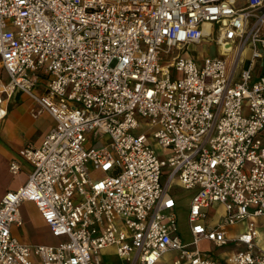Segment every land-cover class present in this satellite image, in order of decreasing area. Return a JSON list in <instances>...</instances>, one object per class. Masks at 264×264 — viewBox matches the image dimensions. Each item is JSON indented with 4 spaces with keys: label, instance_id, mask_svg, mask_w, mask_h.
Instances as JSON below:
<instances>
[{
    "label": "built area",
    "instance_id": "2783aa9c",
    "mask_svg": "<svg viewBox=\"0 0 264 264\" xmlns=\"http://www.w3.org/2000/svg\"><path fill=\"white\" fill-rule=\"evenodd\" d=\"M212 37L219 54L200 65L183 55ZM0 59L8 94L24 92L55 120L39 145L18 150L32 169L0 198V264H102L107 248L120 264H223L202 239L244 244L232 264H264L252 251V222L231 239L225 233L264 215V66L254 74L264 64V0H0ZM89 135L107 141L95 147ZM9 170H19L16 159ZM174 185L193 190L187 241ZM26 200L57 244L12 234ZM214 203L225 214L211 226L205 208Z\"/></svg>",
    "mask_w": 264,
    "mask_h": 264
},
{
    "label": "crops",
    "instance_id": "0c3cea01",
    "mask_svg": "<svg viewBox=\"0 0 264 264\" xmlns=\"http://www.w3.org/2000/svg\"><path fill=\"white\" fill-rule=\"evenodd\" d=\"M236 4H244V0H236ZM206 40V39H204ZM212 40H215L212 37ZM249 62V52L244 54L240 62V67H245ZM264 66L260 61L255 62L254 74ZM41 79V78H40ZM43 80L41 79L35 90L42 92L44 90ZM9 76L1 66L0 59V88L2 99L6 100L7 113L0 119V198L8 190H14L23 185L30 173L32 166L18 155V150L24 145L30 143L39 145L46 134L54 127L55 120L47 111H38L36 103L27 94L20 90H15L8 94L5 90L8 87ZM16 159L19 164V170L11 173L9 162ZM32 209L34 214L27 215V209ZM206 217L204 222L208 225H215L221 221L225 214V208L222 203H214L205 208ZM22 223L12 226V234L22 243L25 244H47L55 245L59 242L60 237L54 236L48 225L43 220L36 205L29 200L23 201L20 206ZM252 222L256 228V234L253 238L252 251L254 253H264V215L253 216L236 222L225 229L226 237L231 239L238 234L247 230L249 223ZM34 223V224H33ZM44 228L43 236H35L33 228ZM203 242L204 247L200 245ZM202 250L210 252L218 258L223 264H232L230 258L235 251L244 247V244L238 242H229L224 245H215L212 241L202 239L199 242ZM108 250V255L115 256L108 264H120L121 261L114 254L112 248Z\"/></svg>",
    "mask_w": 264,
    "mask_h": 264
},
{
    "label": "rangeland",
    "instance_id": "374dc122",
    "mask_svg": "<svg viewBox=\"0 0 264 264\" xmlns=\"http://www.w3.org/2000/svg\"><path fill=\"white\" fill-rule=\"evenodd\" d=\"M177 52H178V50L176 48H172L171 52L168 54V57L163 62V64L169 62L170 61L169 58H171ZM182 52H183V55L187 54V55H191L192 57H194L196 63L198 65H200L202 60L206 56L217 55V54H219L220 50H219V47L216 44L215 40H211V41L203 40L199 43L190 44ZM234 56H235V50H233L230 54H228L226 56V59L228 61H230V60L234 59ZM170 73H171L172 77H179L182 75L181 72H175L172 68L170 69ZM154 129L155 128L146 129V126H144V124H143V120H142L141 126L139 128V130H146L148 135H150L152 133V131H154ZM89 138H90L89 145H93L95 147L102 146V145H104V142L107 141V139L106 140L99 139L97 142L94 143V142H92L90 135H89ZM152 145H153L156 153L158 154L159 158H161V159L166 158V155H163V153H164L163 149L161 147H159L157 145V143L154 142V140H152ZM90 174L92 176H98V175H100V172H99V170L93 169V170H91ZM164 179L165 178L163 177V180ZM171 193L176 196V200H177L176 214H177L178 234L180 235V237L184 241H187L190 239L189 223H188V219H187V214H188L190 196L193 193V190L192 189H183L181 187L174 185ZM33 214H34V211L31 208L30 209L28 208L27 209V215L32 216ZM44 232H45L44 228L35 226L31 233H33L35 236H43ZM200 245L202 247L205 246V244L203 242H201ZM176 256H177V251L172 250V251L165 253L163 255V259L166 263H170V261ZM101 258H102V264H108V263H110V261L113 258H115V256L108 255V250L107 251L102 250L101 251Z\"/></svg>",
    "mask_w": 264,
    "mask_h": 264
}]
</instances>
